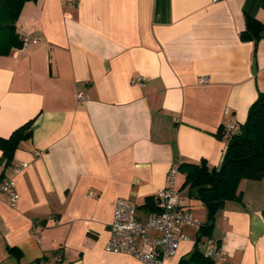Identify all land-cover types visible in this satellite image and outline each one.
Returning a JSON list of instances; mask_svg holds the SVG:
<instances>
[{
	"label": "crops",
	"instance_id": "obj_1",
	"mask_svg": "<svg viewBox=\"0 0 264 264\" xmlns=\"http://www.w3.org/2000/svg\"><path fill=\"white\" fill-rule=\"evenodd\" d=\"M247 16L264 25L263 0L25 5L17 32L30 42L0 56V137L33 121L32 137L0 166L19 194L11 206L0 193V264H145L107 251L116 203L147 215L173 168H220L221 129L244 124L264 94V37L241 38ZM185 178L178 172L181 203L205 224L207 210L184 205ZM240 192L216 215L220 264H264V179L242 181ZM198 230L183 227L189 239L165 264L194 250Z\"/></svg>",
	"mask_w": 264,
	"mask_h": 264
},
{
	"label": "trees",
	"instance_id": "obj_2",
	"mask_svg": "<svg viewBox=\"0 0 264 264\" xmlns=\"http://www.w3.org/2000/svg\"><path fill=\"white\" fill-rule=\"evenodd\" d=\"M38 0H0V56L10 55L13 50L24 47V39L17 32V23L28 2ZM264 5V0H263ZM264 32V25L251 16L246 17V29L241 34L243 40H259ZM33 121L15 130L9 138L0 137L2 156L0 166L8 168L20 145L32 137ZM223 135V128L220 132ZM227 140L220 168H210L206 161L200 164L184 163L178 171L185 175L182 189L188 188L190 195L195 196L207 210V222L198 230L196 246L178 264H216L215 260L206 257L199 244L204 238L212 239L217 213L227 202H242L240 192L242 181H262L264 179V94L260 93L251 106L246 122L237 126L236 131ZM0 174V183L5 179ZM156 211L154 198H147L143 206ZM219 244V243H218ZM220 245V244H219ZM48 257L35 260L31 264H47Z\"/></svg>",
	"mask_w": 264,
	"mask_h": 264
},
{
	"label": "built area",
	"instance_id": "obj_3",
	"mask_svg": "<svg viewBox=\"0 0 264 264\" xmlns=\"http://www.w3.org/2000/svg\"><path fill=\"white\" fill-rule=\"evenodd\" d=\"M68 6H75L79 0H62ZM30 42L24 38V44ZM201 84L208 83V77H201ZM142 78H135L133 85H142ZM80 99L83 96L80 95ZM237 129V124L226 123L223 135L229 138ZM27 167L22 163L16 173ZM178 167L173 168L168 176V185L160 189L155 195L157 211L144 215L140 208L131 202L119 199L116 203L114 216L110 225L111 237L107 244V251L116 254H127L145 264H165L176 256L182 240L189 239L183 234V227L200 228L201 223L194 220L192 214L186 210L180 200V192L176 186ZM0 193L5 194L11 206L19 201V194L13 179L5 178L0 183ZM200 250L206 257L220 264L225 260L226 253L214 239H207L199 244Z\"/></svg>",
	"mask_w": 264,
	"mask_h": 264
},
{
	"label": "rangeland",
	"instance_id": "obj_4",
	"mask_svg": "<svg viewBox=\"0 0 264 264\" xmlns=\"http://www.w3.org/2000/svg\"><path fill=\"white\" fill-rule=\"evenodd\" d=\"M182 200L184 201V205L186 207H190L191 210H198L199 212H202L203 210H206L201 200L196 198L195 196L189 195L188 188L184 189L181 193Z\"/></svg>",
	"mask_w": 264,
	"mask_h": 264
},
{
	"label": "water",
	"instance_id": "obj_5",
	"mask_svg": "<svg viewBox=\"0 0 264 264\" xmlns=\"http://www.w3.org/2000/svg\"><path fill=\"white\" fill-rule=\"evenodd\" d=\"M261 37H262V38L264 37V32L262 33ZM254 69H255V67H254Z\"/></svg>",
	"mask_w": 264,
	"mask_h": 264
}]
</instances>
